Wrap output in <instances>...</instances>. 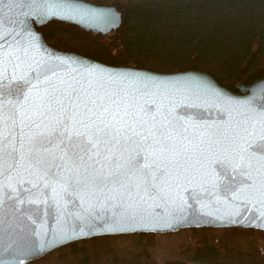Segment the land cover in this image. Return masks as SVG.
<instances>
[{"label":"water","instance_id":"95a60500","mask_svg":"<svg viewBox=\"0 0 264 264\" xmlns=\"http://www.w3.org/2000/svg\"><path fill=\"white\" fill-rule=\"evenodd\" d=\"M0 15V76L5 83L14 86L37 76L38 69L56 68L35 82L22 112L33 114L55 83L91 94L145 133L173 117L185 128L182 135L167 137L163 156L156 153L166 171L155 188L132 177L123 186L69 195L66 183L24 161L5 171L0 176L3 264H31L65 246L101 237L190 229L264 233L258 226L264 222V174L249 165L241 147L246 141L264 143L257 139L264 127V79L236 85L233 93L197 71L157 74L109 67L52 49L36 30L55 21L106 37L121 26L114 7L82 0H0ZM165 156L174 163L168 164Z\"/></svg>","mask_w":264,"mask_h":264},{"label":"trees","instance_id":"16d2710c","mask_svg":"<svg viewBox=\"0 0 264 264\" xmlns=\"http://www.w3.org/2000/svg\"><path fill=\"white\" fill-rule=\"evenodd\" d=\"M82 1L114 7L121 14L120 28L102 37L53 21L36 29L49 47L115 68L157 74L197 71L233 93H237L236 85L247 87L264 79V0ZM183 232L191 234L180 253L187 263L264 264V240L241 250L200 236L211 232L253 240L264 233L243 229Z\"/></svg>","mask_w":264,"mask_h":264},{"label":"snow or ice","instance_id":"6c2138e0","mask_svg":"<svg viewBox=\"0 0 264 264\" xmlns=\"http://www.w3.org/2000/svg\"><path fill=\"white\" fill-rule=\"evenodd\" d=\"M36 71L37 76L22 79L14 86L0 76V176L24 161L58 183H66L71 189H65L69 195L85 188L102 191L113 185L123 186L132 177L145 188L158 186L156 182L166 169L156 153L163 156L172 132L182 135L185 131L178 117L145 133L91 94L72 86L61 89L55 83L51 91L46 90L43 104L28 115L21 110L30 91L37 86L35 82L55 74L56 68L49 66ZM260 112L264 113V105L260 106ZM257 139L264 141V127ZM241 147L249 165L264 174V143L246 141ZM252 148L256 151H251ZM164 159L168 164L174 163L166 156ZM249 175L245 173L244 178ZM258 226L264 228V222Z\"/></svg>","mask_w":264,"mask_h":264},{"label":"rangeland","instance_id":"374dc122","mask_svg":"<svg viewBox=\"0 0 264 264\" xmlns=\"http://www.w3.org/2000/svg\"><path fill=\"white\" fill-rule=\"evenodd\" d=\"M200 236L241 250H249L256 241L264 240L259 234L253 240L211 232ZM190 237V233L180 231L143 238L140 235L95 238L60 248L31 264H190L180 259L181 248Z\"/></svg>","mask_w":264,"mask_h":264}]
</instances>
